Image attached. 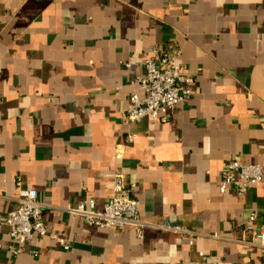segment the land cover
Returning <instances> with one entry per match:
<instances>
[{"label":"crops","instance_id":"1","mask_svg":"<svg viewBox=\"0 0 264 264\" xmlns=\"http://www.w3.org/2000/svg\"><path fill=\"white\" fill-rule=\"evenodd\" d=\"M157 46L191 96L167 121L127 125ZM230 161L264 172V0H0V264H192L200 251L202 264H264L261 239L243 242L251 214L264 227V182L222 193ZM116 171L145 219L195 231V245L66 212L84 198L102 209ZM17 178L38 191L50 235L19 254L6 223Z\"/></svg>","mask_w":264,"mask_h":264},{"label":"built area","instance_id":"2","mask_svg":"<svg viewBox=\"0 0 264 264\" xmlns=\"http://www.w3.org/2000/svg\"><path fill=\"white\" fill-rule=\"evenodd\" d=\"M154 58L147 59L144 63V73L138 76L135 83L143 92L131 93L130 107L124 114L127 125L140 123L145 118L167 121L172 115L174 107L191 96V91L184 87V83L192 79L184 75L185 67L180 64L168 48L157 46L153 49ZM127 68L131 64L126 63ZM134 135L130 132L127 142L132 143ZM118 157H121L118 154ZM19 188V195L15 199L17 203L7 215L6 223L10 227V239L15 254L23 251L35 236H50L46 227L43 213L46 205L38 198L35 188H24L20 178L15 180ZM264 182V172L259 164H241L238 161H230L224 164L220 190L222 193L229 186H233L238 193L243 194L253 186ZM112 195L102 209L97 207L92 198H84L75 205H68L65 210L69 214L78 217L85 224L108 229H134L139 238L144 237L148 228L171 231L185 236L191 247L195 245V237L198 235L193 230L185 229L172 224L168 219L163 223H156L145 219L140 213V202L134 197L136 184H127L124 173L116 171L112 179ZM256 214L249 216L246 231L252 235L249 241H243L249 245H258L256 238L261 239L264 246V227H255ZM52 238L58 239L57 235ZM65 244L64 239H59ZM204 253L199 252V260L192 264H202Z\"/></svg>","mask_w":264,"mask_h":264}]
</instances>
